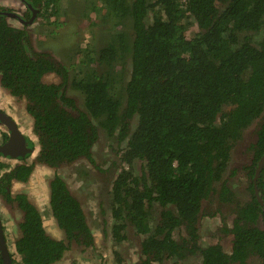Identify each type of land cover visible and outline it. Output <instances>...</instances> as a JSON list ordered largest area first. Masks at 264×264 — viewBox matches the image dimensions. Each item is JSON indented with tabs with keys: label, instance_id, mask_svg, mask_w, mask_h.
I'll use <instances>...</instances> for the list:
<instances>
[{
	"label": "trees",
	"instance_id": "16d2710c",
	"mask_svg": "<svg viewBox=\"0 0 264 264\" xmlns=\"http://www.w3.org/2000/svg\"><path fill=\"white\" fill-rule=\"evenodd\" d=\"M30 4L55 19L57 0ZM91 7V20L100 16L111 35L97 57L89 51L95 59L88 54L85 73L73 75L0 13V84L26 99L40 161L60 168L83 158L95 170H111L113 239H134L141 251L137 264L161 263L183 250L164 238L169 227L183 218L193 225L215 183L221 182L220 201L232 203L222 178L237 146L250 147L256 160L264 153V0H99ZM101 137L124 143L104 169L94 151ZM29 173L21 165L1 176L2 197L22 212L10 250L14 263L53 264L68 251L90 252L91 227L60 175L49 184V205L61 240L48 235L25 194L8 193L9 179L26 181ZM156 203L163 210L152 228ZM256 203L253 197L234 203V212L243 213L231 229L240 243L238 264L253 256L264 264V212ZM249 225L255 231L247 233ZM212 255L225 257L218 248Z\"/></svg>",
	"mask_w": 264,
	"mask_h": 264
},
{
	"label": "flooded vegetation",
	"instance_id": "af4514ba",
	"mask_svg": "<svg viewBox=\"0 0 264 264\" xmlns=\"http://www.w3.org/2000/svg\"><path fill=\"white\" fill-rule=\"evenodd\" d=\"M30 2L31 0H0V13L5 15L6 18L5 20L10 25L16 28H20V29L24 28L25 30H27L30 36L31 43L36 49L41 51H46L40 44L46 38L45 36H47V34L41 35L42 37L36 35L34 33L35 28L33 27L36 23L42 26L41 22L45 23L47 17L38 14V9L36 10L35 8H33ZM28 7L31 10L30 14H28L27 12L29 11ZM38 30L41 32L40 28ZM55 32H56L55 28L49 30V36L58 34ZM51 55L53 54L51 53ZM55 58L58 59L60 62L66 64L62 59H59L57 57ZM71 67H72L71 65L68 66L69 72L72 75L73 73L71 72ZM68 94H70L69 91ZM26 104H27L26 99L14 97L13 95L10 94V92L6 88H4L0 84V112L9 116L15 122L19 132L24 137V147L23 146L19 147V149L15 152L16 154H23L22 156L21 155L12 156L8 154L0 153V185L3 186V184L1 183V178H2L1 176L3 174L8 175L9 173H11V170L14 169L16 166L25 165L27 167H30L29 177L26 181L14 180L12 178H11L12 180L9 179L7 181L10 182L7 183V185H9L8 193L13 197L21 193L25 194L27 199H29L30 202L34 204L39 211H41L42 209L43 217H47L48 215L50 218H52L53 223L47 225V223L44 222L41 215L43 228L46 230V232L51 238L56 239L50 234V231L54 226V220H55L52 214V210L50 208L51 210L50 212L47 209L46 201H45V206L44 204H42V206L38 207L36 201L33 200L31 198V195L28 193V183L33 178L32 176L34 174H38L39 172L40 176L42 175L41 184L45 185L47 194L49 196L50 189L48 190L47 188L48 181L50 184L51 180L55 175H60L65 180L71 193L80 203L85 213L88 224L91 227L90 221L86 215V209L84 207L85 204L83 199H81V197L76 195V193L69 185L70 182L69 178L67 176L65 177L64 174L62 173L63 169L66 170V168L70 167L72 164L80 160L85 161V163H89L90 166L92 167L91 162L83 158H79L78 160H75L74 162L68 165H64L60 168H56L47 165L45 162L40 161L39 158V154L41 151L40 140L38 134L34 130L33 119L32 116L29 114V112H27ZM253 129H254L253 127L249 128V130L246 131V135L252 136ZM10 133H11L10 129L7 127V125L0 120V146H2L5 142L8 141L10 137ZM97 144L98 142L95 144V146ZM237 147L240 148H238V150L235 151V153L232 152L230 161L228 162V165L223 172V178H222L225 187H227V192L231 194L230 198L231 200L233 199L232 203L220 201L222 199L221 197L218 196V190L220 188L221 182L215 183L214 191L211 194V202L208 204L206 208L200 210L193 225H190V222L187 219L184 218L178 219L174 223V225L169 227L168 234L166 237H164L167 241H172L175 244L179 245L181 248H183V250L180 249L182 254L179 256L173 255L172 257H164L161 263L156 262L155 264H238L237 263L238 260H236V255L239 252H241L239 248L240 243L237 242V244H235L236 236L231 229L233 228L234 217L237 218L238 215H243V213L234 212L233 209L236 205L234 203L236 202L238 205H241L246 202H249L253 197L260 206L259 213L264 212V153L260 155L256 160L255 157L256 155L253 153L250 147H242L241 144L238 145ZM104 164H106V162L99 164L100 169H104L107 166L106 165L105 167H103ZM247 166L250 169H247L246 168ZM53 169L54 171L52 173H49L48 170H53ZM108 171H109L108 173L106 172L101 173V174L106 173V176L104 175L103 181L101 182V187L107 185L110 186V203L107 204V209H109V211L111 212L112 204H113L112 182L114 181L115 177L114 175H112L111 170ZM98 172L100 173V171ZM96 190L99 191L98 189ZM40 199L41 200L43 199V195L40 197ZM0 202L6 204L10 208L9 213H12L13 210H14L13 212L16 214L18 212V218L14 222L15 226L12 225L13 229L12 231L9 232H7L6 223L4 222L1 216L2 214L0 213L1 226L10 253V250H14L13 242L17 238L16 235H20L18 223L21 221L22 212L19 208H17L16 204L6 201L2 197L1 193H0ZM171 208H174V206ZM162 210H163L162 205L158 203H156L153 209L151 210L150 226H152V228L154 227L153 224L158 220V217L162 212ZM114 222L115 221L112 218V214H111L110 233L113 244L118 245L121 248L123 246L122 243H124L125 240L127 239H130V241L134 243L135 242L134 239H131L130 237H126V239L122 240L121 242H116V240L113 239L112 226ZM237 223L239 222L237 221ZM259 226L261 228L264 227L262 223H260ZM250 230L255 231L254 227L251 225L247 226L246 232L249 233ZM245 237L251 239V236L247 234H245ZM61 239L63 238L56 240H61ZM94 241H95V236H94ZM95 247H96V243L90 252L88 250H85L80 253L73 254L72 256H70V254L67 255V253L70 252L68 251L65 257L58 264H104L103 262H101V259H99L97 262L88 261V259H90V256L96 255V253L93 252V249H95ZM217 248L221 250V252L225 256L222 259L212 255V252ZM133 252H136V257L133 261V264H137L139 257L141 258V251L139 249V245L136 242H135V247L133 248ZM235 253L237 254L235 255ZM81 254H83L84 256L82 257ZM115 254L121 257L120 250H116ZM164 255H168V254L165 253ZM11 258L13 264H15L12 256ZM66 260H69V262L65 263ZM259 261L260 260L257 257L253 256L248 258L247 264H260Z\"/></svg>",
	"mask_w": 264,
	"mask_h": 264
},
{
	"label": "rangeland",
	"instance_id": "374dc122",
	"mask_svg": "<svg viewBox=\"0 0 264 264\" xmlns=\"http://www.w3.org/2000/svg\"><path fill=\"white\" fill-rule=\"evenodd\" d=\"M89 1L57 0L58 8L56 18L53 21L46 18L45 23L41 22L42 26L36 23L33 27L35 28L34 33L36 35L41 36L47 34L45 36L46 38L40 44L44 50L62 59L68 66L71 65V72L73 74L80 69L82 74L85 73V69L83 68H86V64H90V57H88L89 51L94 52L93 55L95 54V57H97L98 51L106 44V41L111 35L108 32V28L111 27L108 22L104 23L99 18L100 16L91 20L93 16V13L92 16L90 14L91 6L99 5V0ZM39 28L41 32L38 30ZM54 28L56 29L55 33L58 34L49 36V30ZM93 55L91 54L92 57ZM91 63L93 64V61ZM129 73L130 58H127L123 74L124 81L127 80ZM134 126L135 123H133ZM117 144H121L120 148L124 145L123 143H118L116 139L107 140L105 137H101L98 144L94 147L97 160L100 163L106 162L103 167L107 165L111 151L119 148ZM48 171L52 173L54 169ZM62 173L65 177L67 176L69 178V185L76 195L83 199L86 215L95 236L96 247L93 249V252L96 255L90 256L88 261L97 262L101 259V262L104 264H133L136 257V252H133L135 242L133 243L130 239H127L122 243L123 246L120 248V246L114 245L111 240V212L107 209V204L110 203V186L101 187V182L103 181L104 175L106 176V173H99L89 163H85L83 160L72 164L66 170L63 169ZM41 176L39 172L32 176L33 178L28 183V193L36 201L38 207L42 206V204L45 206L46 201L47 209L51 212L49 196L45 185L41 184ZM47 188L49 190V181ZM42 195L43 199L41 200L40 197ZM9 209L6 204L0 202V213L6 223L7 232L12 231V225L15 226L14 222L18 218V212L16 214L13 210L12 213H9ZM40 212L47 225L53 223L52 218L48 215L47 217H43L42 209ZM50 234L56 239L64 238L63 231L59 228L55 220ZM116 250H120L121 257L115 254ZM81 256L83 257L84 255L81 254ZM68 262L69 260L65 261V263Z\"/></svg>",
	"mask_w": 264,
	"mask_h": 264
},
{
	"label": "water",
	"instance_id": "95a60500",
	"mask_svg": "<svg viewBox=\"0 0 264 264\" xmlns=\"http://www.w3.org/2000/svg\"><path fill=\"white\" fill-rule=\"evenodd\" d=\"M0 120L3 121L7 127L10 129V137L7 142H5L2 146H0L1 154H8L12 156L23 155L16 154L15 152L19 149V147H24V137L19 132L15 122L7 115L0 112ZM0 256L3 264H13L12 258L10 256L7 243L4 237V233L1 226L0 221Z\"/></svg>",
	"mask_w": 264,
	"mask_h": 264
}]
</instances>
